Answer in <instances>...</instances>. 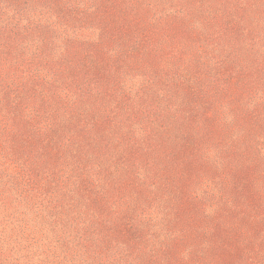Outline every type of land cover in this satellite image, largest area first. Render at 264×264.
Here are the masks:
<instances>
[{"label": "rangeland", "instance_id": "obj_1", "mask_svg": "<svg viewBox=\"0 0 264 264\" xmlns=\"http://www.w3.org/2000/svg\"><path fill=\"white\" fill-rule=\"evenodd\" d=\"M221 231L264 264V0H0V264H215Z\"/></svg>", "mask_w": 264, "mask_h": 264}, {"label": "trees", "instance_id": "obj_2", "mask_svg": "<svg viewBox=\"0 0 264 264\" xmlns=\"http://www.w3.org/2000/svg\"><path fill=\"white\" fill-rule=\"evenodd\" d=\"M237 176L240 179L245 178L241 173ZM252 198L256 199L254 195H252ZM219 237L223 245H228V248L224 247L223 249H218L221 251L219 252L218 259L216 258L215 264H239L241 256L248 248L242 246L243 243L241 242V240H239V236L236 233H223L221 231Z\"/></svg>", "mask_w": 264, "mask_h": 264}]
</instances>
